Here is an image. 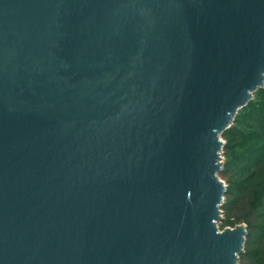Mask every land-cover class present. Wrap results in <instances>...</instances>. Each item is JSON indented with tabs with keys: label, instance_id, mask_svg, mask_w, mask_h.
I'll use <instances>...</instances> for the list:
<instances>
[{
	"label": "water",
	"instance_id": "95a60500",
	"mask_svg": "<svg viewBox=\"0 0 264 264\" xmlns=\"http://www.w3.org/2000/svg\"><path fill=\"white\" fill-rule=\"evenodd\" d=\"M264 85V0H0V264H239L221 135Z\"/></svg>",
	"mask_w": 264,
	"mask_h": 264
},
{
	"label": "trees",
	"instance_id": "16d2710c",
	"mask_svg": "<svg viewBox=\"0 0 264 264\" xmlns=\"http://www.w3.org/2000/svg\"><path fill=\"white\" fill-rule=\"evenodd\" d=\"M253 96L255 99L238 110L235 123L222 133L236 130L231 143L224 144L227 158L221 172H229V181L219 225L223 229L245 224L246 237L239 264H264V115L250 110L253 104L262 102L264 86Z\"/></svg>",
	"mask_w": 264,
	"mask_h": 264
},
{
	"label": "rangeland",
	"instance_id": "374dc122",
	"mask_svg": "<svg viewBox=\"0 0 264 264\" xmlns=\"http://www.w3.org/2000/svg\"><path fill=\"white\" fill-rule=\"evenodd\" d=\"M264 86V85H263ZM252 100L253 99H255V96H252V98H251ZM263 100H264V98H263ZM263 100H262V102H263ZM262 102L260 101L259 102V105H257V106H255V104H253L251 107H250V110L252 109L253 111H254V113L257 115V113H258V115H264V103L262 104ZM257 110H256V109ZM235 118V117H234ZM233 118V119H234ZM235 123V121H233L232 120V122H231V124L232 123ZM237 124V123H236ZM235 129V128H234ZM233 129H231L230 131H228L227 133H225L224 135H221V139H222V141L224 142V144H227V145H229L230 143H231V139L233 138V136L234 135H236V130H233ZM224 150H225V146L222 148V151H221V161H222V168L224 167V162L226 161V154H225V152H224ZM222 170V169H221ZM219 178L225 183V184H228V181H229V172H219ZM224 199H225V195H224ZM224 199H223V202H224ZM222 202V203H223ZM221 210H222V212H221V219L223 218V209H222V206H221ZM220 219V220H221ZM220 222V221H219ZM219 222L217 223V226H218V228L219 229H221V227H220V225H219ZM228 227V226H227Z\"/></svg>",
	"mask_w": 264,
	"mask_h": 264
}]
</instances>
